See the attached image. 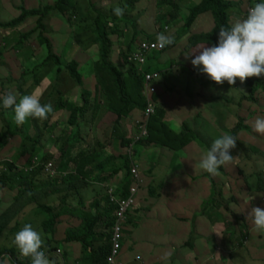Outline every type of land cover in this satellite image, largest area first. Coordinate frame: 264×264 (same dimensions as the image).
<instances>
[{
  "label": "trees",
  "instance_id": "1",
  "mask_svg": "<svg viewBox=\"0 0 264 264\" xmlns=\"http://www.w3.org/2000/svg\"><path fill=\"white\" fill-rule=\"evenodd\" d=\"M147 1L149 3L148 8L141 12L138 11V5L143 3L141 0H118L116 4L111 0H56V3L52 7L31 11L20 9L19 11H21V14L17 18L5 23L0 22V30H6L8 33L12 31V29L24 26L28 20L34 19V23H31L29 27L24 28L23 31L19 33V40L11 46L10 52H8L9 49H6L7 51L4 52V50L0 48V74L2 76L3 74L7 75L6 80H8L17 73L14 80L15 82L21 83H26V79H28L29 76L35 78L27 90L23 89L21 85L13 88H9L5 85L0 86V89L3 88L2 92H0V96L6 94L10 90L17 91L19 97L25 94H33V91L37 90L44 78L49 76L51 72L58 82L61 81L62 85L67 87V83H70V88H76L80 93V97H78L79 103L78 101H73L69 97L63 100L60 99L63 96V92L62 94H57L59 93V91H57L55 94L53 92L55 85L51 88L52 91L49 95H46V91H44V94H39L38 98L41 102L48 99L53 105L54 110L49 114L48 118L43 121L44 126L42 129L45 133L53 134L55 130L59 128V131L55 132L54 140L53 135L48 136L52 137L50 138L52 141L46 140L47 135L45 140L42 139L44 135L41 133L35 138L29 135L25 138L20 137L18 132H13V134L9 136V126L6 127V130L1 128L0 191L2 194H8L6 200L9 201L8 204L10 205L0 214L1 237L4 231L8 230L9 226L15 221L16 215L13 214L16 213L17 209L13 206V200L15 203H18L22 198L29 196L31 199L27 206L33 205L48 215V218L43 222V232L48 238V242H43L44 246L42 248L46 255L60 249L56 246L59 245V243L69 242L75 243L78 249L72 250L71 253L64 251L63 257L67 264L72 263V255L75 256L76 262L79 261L81 249L85 250L89 255L87 258L88 262L86 263L108 264L107 259L111 253L113 227L119 206L110 202L108 186L94 189V191L91 192L92 195L90 198L89 196H85L83 190L90 187L91 185L89 183L92 182L91 180L90 182L87 181L85 178L89 176V178L92 179V176L101 173V177L98 179L100 182L107 183L110 180L117 182V190H115L114 195L118 199L129 197L130 189L133 187L136 180L132 175L134 157L131 158L126 155V149L132 142L133 135L132 131H130L129 135L124 137L121 134L120 125L121 121L124 119H129L130 124L137 121L136 119L144 122L146 120L148 101H146L143 94H140L138 91L136 94L137 98L133 96V94L135 95L133 90H135L136 87L143 88V77L138 72L137 66L130 64L126 57L137 45L136 42L139 39V32L137 30L138 21L132 20L131 17L128 19L122 16L117 17L116 15L111 16L109 14H103L102 11H104L106 7L119 5L125 12L130 11L134 14L136 12H141V14H146V12L154 7H158V10L167 7L170 8L171 11L167 13L164 18L168 19L170 22H177L180 20L181 14L184 12H182L184 9L182 3H185L183 1H181L180 5L175 0H159L158 2L156 0ZM199 1L200 4H193L194 6L191 7V9L189 8V15L185 21L184 27L178 32H170L169 36L171 37L177 33L176 37H173L175 42L172 45L166 46L160 53L150 56V61L156 60L158 63L156 62L157 65L153 67L148 65L147 69L149 71L157 72L158 70L152 71V69H160L162 74L161 78H163L164 75L171 72V68L174 67L175 64H178L179 67L183 66L186 63L185 59H178L179 57L183 58L187 55H182L181 42L189 35L188 41L190 42V49L186 51L187 53L191 52V54H193L192 51L195 48L204 44L210 47L218 44L220 28L229 27L232 24L231 13L234 3L228 0ZM248 1L251 5V0ZM243 8H247L246 3H244ZM51 11L56 12L58 17L55 15V19L52 18L50 16ZM245 11L246 13L244 16L247 14L248 10L245 9ZM110 12L112 13L114 10H110ZM206 13H211L215 20L213 29L205 32V34L199 33L197 35V33H194L191 35V29L198 18ZM154 14L155 11L152 12V15ZM89 17L94 22L92 34L95 35V37L93 38L94 41L92 45L99 46V59L96 67L97 69L101 68L104 73L99 71L93 73V66H89L85 69L84 67L87 64L83 65V63H80V60H82L81 56H74V58L67 56L68 58H66L63 56V53L57 49V45L54 42V40H58V45L63 44L64 47L65 43V46H71L75 38L71 36L76 30L74 24L80 20L89 19ZM130 21L131 24L129 23ZM63 23L66 24L65 29L69 34L67 38L62 41L59 37L55 39L52 38V36H50L51 33L54 32L53 34H56L61 28L59 27L60 24ZM52 24L54 27H49ZM124 24L127 25V27H131V29L133 28L130 31V41L127 42V46L121 43V48H123V50L120 55L119 52H116V54L124 59L125 65H130V69L127 71L130 77L129 81L125 79L121 70L112 61V56L115 54L112 38L125 39L127 37L125 31L122 29ZM126 32H128V29H126ZM143 33L144 32L141 34ZM167 34L168 33L165 35ZM32 40H37V43H39L41 47L39 53L36 49L29 46ZM117 49L119 50V48ZM32 52L34 53L31 56ZM5 55L6 57L4 58ZM25 56H27L26 58L39 57L38 59H40L42 57L43 59L41 61L39 60L38 64H33L30 69L26 70L24 69L25 63L22 59ZM87 58H89V56H87ZM191 58L194 59L195 55L191 56ZM5 63H8L6 72ZM173 70L175 71L176 69ZM85 72L95 75V84H93V86L90 81L85 80ZM193 72L199 76L203 75V73H200L194 66ZM163 82L162 80V85L158 87L159 90L157 94L152 96V100L156 103L157 112L155 116L150 119L149 138H144L137 144L151 149L153 153L156 152V156L160 153L158 147L169 149L173 153H179L186 151L195 140H202L200 135L191 127V123L200 125L204 117L203 112H199L192 120H185L183 122L182 133L174 132L169 128L167 123H165L167 112L165 110V105L162 104L161 101L163 99L165 100L167 95L161 92V90L164 91ZM263 84L264 82L259 81L256 86L260 91L259 93H261L264 98V89L260 88V86H264ZM68 88L69 87H67V89ZM61 89L63 91L65 90L63 87ZM67 89L64 91V95L68 91ZM251 95L252 97H250V99L254 102V107L257 108L258 105L261 107V104H263L262 99L256 92L252 91ZM103 97L107 99L106 112L110 114L112 118L110 121H106V124L111 123L108 125L113 128L111 136L115 137L116 141L120 142L119 147L123 152L120 155L115 154L114 151H109V146H106V142L101 144L100 141H97L98 145H100V151L97 152L96 147L92 144L93 139H85L82 134V129H80L81 126L85 124L89 125L90 128L96 124L100 109L102 108L101 101ZM246 100H249V98L247 97ZM0 105L2 106V101H0ZM239 105L243 106V102H240ZM3 109L5 108L2 106L1 110ZM5 110H9V108ZM61 111L66 112V114L68 113V115H66L65 118H60L61 116L63 117L62 114L60 115ZM48 120H50V122H48ZM245 122L246 120L244 118L242 120L240 119L237 126L232 129L231 134L237 139L236 147H239L241 144L239 141V133H248L250 130H253V128ZM114 124L115 126H113ZM12 138L17 140L18 143L11 147V143L9 142ZM255 143H257V141ZM205 145L208 146L206 143ZM258 146L262 147L261 145ZM253 147L254 151L260 152V149H257L255 146ZM233 150H236V148ZM233 150H231V155H233ZM104 154L109 155H105L104 161L99 162L98 158ZM142 156L138 155L135 161L140 164L142 171L145 173L149 172V174L150 172L153 173L154 168H148V160L143 159ZM233 157L237 156L233 155ZM117 158L122 159L124 163L120 168L110 167V171H108L109 174H107L108 172H105V169L108 168V164L113 163ZM161 159L162 158L159 159V162L162 161ZM49 163H54L55 173L48 175L45 168ZM88 164L91 166L94 165L97 170L92 172L90 170L88 171L86 169ZM190 164L193 165L194 160H192ZM20 166L23 168H20ZM25 168L27 171L24 170ZM219 171L223 173V176L228 180V183L224 184L223 187H226L228 184L231 186L244 184L242 182L243 178H245L247 182H249L250 179L246 176L244 169L236 159L230 164L221 166ZM123 172L125 173L124 176L121 175V179H119V174ZM55 174H57V178H53ZM141 175H143L144 183L142 191L138 196V204L141 202L140 204L145 206L144 211H146L147 207H150L149 203L152 202V199L149 197H153L156 201L164 198V193L162 192L163 188H161L164 186L162 185L160 189L153 184H149L150 182L146 180L143 172ZM210 177V174H205L199 175L195 179H208ZM153 178L154 177H152V180ZM258 178L260 181L258 188H255L251 193L249 192L250 189H247L246 193L248 196H252L253 194L259 195L260 199H262L264 198V177L259 176ZM146 184H148L147 190H144ZM212 185L214 191H216L218 185H214V183H212ZM39 187L42 188L37 191ZM144 192L148 193L144 194ZM52 196L57 198V203H49L47 201V199ZM75 198L78 200L77 203H73ZM99 200H103L105 203L103 204V202ZM215 202L216 200L210 199L203 207V212H211ZM24 208L25 206L21 210ZM137 212L138 210L129 216V223L131 219L134 218L133 215H136ZM139 225H141V221L138 222L137 226ZM128 226L125 229L126 237ZM135 228L138 229V227ZM9 230L12 231L14 235L20 230V226L16 224V226ZM134 233H136L135 230L132 232V239L135 238ZM193 239H195V236ZM192 246L193 243H189V247L192 248ZM5 255L10 257L9 264H31L30 258L23 257V261L18 258L20 255L18 248H4L3 251L0 252V258ZM123 255L122 252L121 256L118 258V262H124Z\"/></svg>",
  "mask_w": 264,
  "mask_h": 264
},
{
  "label": "rangeland",
  "instance_id": "2",
  "mask_svg": "<svg viewBox=\"0 0 264 264\" xmlns=\"http://www.w3.org/2000/svg\"><path fill=\"white\" fill-rule=\"evenodd\" d=\"M104 1V0H103ZM143 3L138 5V11H144L148 8V1L147 0H141ZM157 2L159 0H156ZM176 2H178V4H181V1L179 0H175ZM189 0V1H185V3H182L183 5V14H181V18L180 20H178L177 22H170L168 19H165L164 16H166L167 13H169L171 11L170 8H160L161 10H158V7H154L153 9H151L150 11L146 12V14H141V12H136L135 14L127 11H124V14L122 17L128 18L130 19V17L132 18V20H137L138 21V32H139V38L140 39H148L150 38V36H153V34L151 33H143L141 34L143 31L142 30H149V31H153L155 33H165L164 31L167 32L166 29L162 30L163 27H166L167 25L169 27L172 28V31H180V29H182L185 25V21L187 20V17L189 15V8L191 9V7H193L196 4H200V1L198 0ZM228 1H232L234 3L233 9H232V13H231V21L232 23H234L236 20L238 19H243L245 16L244 14L246 13L245 9L248 10L249 7L253 6L255 3L258 2H264V0H251V5L249 3L248 0H228ZM202 2V1H201ZM56 3V0H0V22H9L11 20H13L14 18H17L20 14L21 11H19L20 9L25 10V11H31V10H43L45 8L48 7H52L54 6V4ZM244 3L247 4V8H243L244 7ZM194 4V5H193ZM99 7L101 8V6L99 5ZM116 7H119V5H114L112 7H106V9H104V11H102L103 14H109L111 16H115L114 12H110V10H114ZM9 9L11 11H9ZM12 11L14 12V15L12 14ZM155 11V15H156V21H157V25L153 24L151 21L152 18V12ZM12 14V15H10ZM178 14V13H177ZM207 14V13H206ZM211 13L207 14L206 16H204L203 18H200L198 21H196V23L194 24V27H192L191 29V34L192 33H197V35L199 33L205 34V32H208L209 29L213 28V25L215 23L214 18L210 15ZM55 15H57L56 12L51 11L50 12V16L52 18L55 19ZM204 15V14H203ZM212 15V14H211ZM58 17V15H57ZM208 19L210 20L209 22L211 23L209 25V27H205L203 24V21L206 20L208 21ZM34 19L32 18L31 20H28L25 24L24 27H29L31 25V23H34L33 21ZM33 21V22H30ZM155 21V22H156ZM131 24V21L129 22ZM94 22L92 21V19H83L80 20L78 22H76L74 24L75 27V33H73L71 36L75 37L74 40L71 43V46H65L64 43V47L63 44L62 45H58L57 41L58 40H54V42L57 45V49L63 53V56H65L66 58L70 57V58H74V56H81L80 63L83 65L87 64L84 68H88L89 66H93L92 70L93 73H96L97 71L102 72L101 68L96 67L98 59H99V46L98 45H92V42L94 41V37L95 35H93V26ZM161 26L162 29H159L160 27L157 26ZM49 27H54V25H50ZM61 27L59 29V31L56 34H53L54 32L51 33L50 36H52V38H60L61 41L65 38H67V36L69 35L66 32V24H60ZM122 29L125 31V35H127V37L125 39H119V38H112L113 41V50L115 52V54L112 56V61L113 63L121 70V72L123 73V75L125 76V79L127 81L130 80V77L127 74V71L130 69V65H125L122 61L123 58L119 57L118 54H116V52L120 53L122 52L123 48H121L122 44L124 46L128 45V41L129 38L131 37L130 31L133 29H131V27H127V25L124 24V26H122ZM126 29H128V32H126ZM157 31V32H156ZM148 32V31H146ZM10 34H12V32H8L6 30H0V48L2 50L7 51L6 49H9L8 52H10V48H11V44L9 43V38L8 36H10ZM170 32H168L167 36H169ZM177 33L174 34L173 37H176ZM15 38V41L18 42L19 37L18 34H14L13 35ZM91 38V39H90ZM33 39V38H32ZM5 40V41H4ZM7 40V41H6ZM81 40V41H80ZM122 43V44H121ZM31 48L36 49L37 52H40V45L39 43H37V40H32L30 45ZM209 47V46H208ZM45 48V47H43ZM119 48V50L117 49ZM125 48V47H124ZM183 50V48H182ZM34 52H32L31 56L33 55ZM83 54V55H82ZM7 55V54H6ZM6 55L4 56V58L6 57ZM182 55L183 56H188L189 54L187 52H183L182 51ZM68 56V57H67ZM87 56H89V58H87ZM27 56H25L23 58L24 61V69H30L33 64H38V61L42 60L43 58L41 57L40 59H38L39 57H34L33 59L30 58H26ZM85 58V59H84ZM176 65V64H175ZM174 65V67H175ZM5 66V72L6 69L8 68V63L4 64ZM99 67V64H98ZM154 70H158L161 71L160 69H152V71ZM164 70V69H162ZM190 70H193V68H191ZM187 75L184 78L180 79V84L183 86V88H187V89H197L198 85L201 84L202 79L199 78H195V76L190 72H185ZM6 76H3L0 74V86L5 85L8 86L9 88H13L16 87L18 85H21L23 89L27 90L30 85L32 84V82L34 81L35 78H31L30 76L28 77L27 82L26 83H21V82H15L14 78L15 76H17V73L14 74V76H11L8 80H6ZM85 76V80L90 81V83L93 86L94 80L91 76V74L88 72L84 73ZM166 75L163 76V79L165 78ZM55 76H51L50 79H52ZM166 80L169 81L170 85H174V82L178 84V76L175 74V71L173 70L171 77H166ZM60 81V80H59ZM251 81V93L256 92V94H261L259 93L260 91L258 90V87L256 86L258 84L259 81L264 82V76L261 77H252L246 80V82L244 84H241L239 82V80H237V83L235 86H231L228 83V87H231L232 90H234V88H236V92L234 91H229L230 94H228L229 97H232L234 100L237 99V101H240V97L242 98V96H240L239 94L242 93V95H246V91H245V86L247 83H249ZM225 84V85H227ZM55 85V86H54ZM181 85H179V88L182 87ZM264 85V84H263ZM54 86L53 92L56 94L57 91H59V93L57 94H62L63 92V96L60 99H66L67 97H69L70 99H72L73 101L79 103V98L80 97V93L79 91L76 90V88H70V83H67V87H69L67 89V87L65 85H62L61 81L58 82V80L53 79V81L51 82V85H49L47 87V89H45L46 91V95H49L52 91V87ZM187 86V87H186ZM60 87V88H59ZM64 88L65 90L67 89L68 91L65 93L64 95V91L61 88ZM214 87H218L219 85H215ZM261 89H264V86H260ZM50 89V90H49ZM242 89V90H240ZM3 88L0 89V92H2ZM76 90V91H75ZM143 88H138L136 87L135 90H133V92H135V95L133 94V96L135 98H137V91L140 92V94L142 93ZM11 91V90H10ZM223 91V90H220ZM14 93H16L17 95V91L15 92L14 90L12 91ZM33 93L38 94V90L37 91H33ZM45 93V92H44ZM43 93V94H44ZM167 93L170 94L171 93V89L167 90ZM175 95L180 96L179 93L175 92ZM18 96V95H17ZM235 96V97H234ZM252 96V95H251ZM58 97V96H56ZM247 95L244 97L245 99V104H243V106H240L237 103H230L231 105V111L233 114H235V116L237 115V119L236 117H229L228 114H226V117L230 118V121L228 122V124H226V126L222 125L223 130H227L226 133L227 134H231V130L232 128L235 126L236 122L237 124L240 122V119L242 120L243 118L246 120V124L251 125V127L253 128V123L255 121L254 116L256 117H260L262 118L263 113H264V109L262 107H264V100H263V105L262 107H260L258 105V107H254V102L249 98V100L247 99ZM19 96L17 97V101L19 100ZM190 98V97H188ZM184 99V98H183ZM183 99H180V103L178 105L179 110L181 111V115L183 118L186 119H190L191 117H194L197 115V113H199L200 111L204 110L207 111V114H204L205 117L203 119H210L213 120L214 118L216 119L217 114L214 116L211 111L215 108V107H210L209 111H208V107L206 108H202V106H199V104L197 106L193 105L191 102L189 105H187L186 102L183 103V107H181V102ZM48 101V102H47ZM94 102V101H91ZM42 104H47L49 103L48 99H45L43 102H41ZM51 103V102H50ZM101 109L99 112V116H98V120H97V124L95 126H97L96 131H95V137H94V143L93 145L96 147L97 152L100 151V145H98L97 141H103L106 142V146L108 145V150L110 151V149L112 148L115 154H122L123 152L121 151L120 147H119V141H116L115 137L111 136L113 128L109 127V124H106V121H110L112 118L109 115H106V108H107V99L105 97L102 98L101 101ZM251 107L252 111H251ZM2 106L0 105V132H1V128H4V130H6V127L9 126V130H8V135L11 136V134H13V132H18L20 134V137L25 138L27 135H29L32 138L37 137L38 135L43 134L44 135V139L46 138L47 135V141H52L50 138L52 137H48L49 135H53V140L55 138V132L59 131V128L55 130V132L53 134H48L42 131L43 129V124H44V120H38L35 118H29L23 125L17 126L14 123V111L13 109L9 108V110H1ZM238 112V113H237ZM59 114V113H57ZM63 115V117L61 116L60 118H65L66 115H68V113L66 114V112H60V115ZM172 116L177 117L174 113L171 112ZM254 115V116H253ZM154 117V116H153ZM182 118V120H183ZM65 120V119H64ZM137 121H141L139 119H136ZM154 120V119H153ZM181 119H179V121H182ZM168 123L167 125L169 126V128L171 130H173L176 133H180L181 131H183L182 129V123L181 122H177L175 119H172L169 114H166V120ZM218 121V120H217ZM216 121V122H217ZM47 122V121H46ZM48 122H50V120H48ZM166 123V122H165ZM213 124H215V122H212ZM125 124H130V120L129 119H125L122 121V125L125 126ZM150 125V123H149ZM193 126V124H191ZM38 128H37V127ZM89 125L85 124L82 125L80 129L83 130V136H86V127H88ZM115 126V124L113 125ZM90 127V126H89ZM84 128V129H83ZM251 128V129H252ZM61 129V128H60ZM122 129V128H121ZM132 129V126L129 127L128 130H126V132L130 131ZM204 129L206 130V133L208 136H210L208 139L211 142H213V139H216L220 136H222V134L219 132V130L217 129L216 125L215 128L212 127V125H210L209 122L206 123ZM86 130V131H85ZM123 130V129H122ZM194 131L196 130V128L194 127L193 129ZM253 132H255L254 130H250L248 133L253 134ZM120 133V131H119ZM182 133V132H181ZM248 133H239V141L241 142V144L243 145V149H239L237 148L236 150H233V155L239 157H237V162L239 164H241V167L244 169L245 174L249 179V182L246 181L245 178H243L242 182L244 184H236L237 186L234 185H226V187H223L224 184L228 183V180L223 176L224 174L221 173L218 169V174L216 175H211L210 178H208V180L204 183H199L197 186L196 185H191L189 186V184H187L188 182L185 181L184 185L186 186V188L183 186V184L179 181V176H175L174 177V181H173V185L172 186H180L179 189H181L182 192H179L177 194V198L181 199V200H172V201H168V199L170 198L171 192H168L166 190V188L164 189V206L167 210V215L170 216L171 214L175 215V210H174V205H177V203L179 201H181V206H183L186 210L187 213L189 214V218L187 219L188 222L191 223V228L189 229V225L185 224V221H181V219H177L176 216H174V220H170L169 218H167V216H165L164 212V208L163 206H159V207H147L146 211H144V205L143 204H138L137 206H135L133 208V213L138 210V212L136 213V215H133L134 218L131 219V222L129 223L128 226V233H127V237L123 240L122 245L123 247V258L126 261V264H264V233L261 232H257L254 231L253 229V223H252V219L250 217H248V213L250 212L252 207H256L257 205V200H260V196L259 195H255L253 194L252 196L255 197L253 199L252 196H248L246 191L247 189H250V193L251 191H254L255 188H258V185L256 183L255 177H264V153L260 152L259 155L258 154H252L251 152L248 153V151H250V149L248 148L250 145L249 143H251L252 146H255L256 148L263 150L262 147H259V141L260 138L258 139L259 141H257V143H255L256 141L254 140V137L252 136H248ZM124 137L126 136V133L123 132L121 133ZM128 135V133H127ZM232 135V134H231ZM261 136H264L262 134H259ZM212 137V138H211ZM256 138L257 135H255ZM101 138V140H100ZM117 138V137H116ZM113 139V141H112ZM245 141V143L243 142ZM11 143V147L13 145H17V140H15L14 138H12L10 140ZM195 146L193 147V154L194 157L196 159V163H198L200 156L202 155V153L204 151H201V147L204 149L205 145L203 144L202 141L200 140H195ZM258 144V145H257ZM210 145V144H209ZM237 145V143H236ZM211 146V145H210ZM136 151L139 152V155H145L147 153H152L153 156H155V159L150 158L151 159V163L150 166H148V168L151 167L154 168L153 173L149 172L145 173L144 171H142L140 164L137 163V161H135V158L137 157V155L133 156V164L137 165L140 169V172L142 174L145 175L146 180L149 181V184H153L156 187L160 188L163 185V178L165 175H163V173L166 172V165H164L161 162H159V159H157L156 157V152L153 153L151 149L146 148V147H142L137 145L136 146ZM157 149V147H156ZM159 151L162 152L164 148H160L158 147ZM56 151V150H54ZM110 153V152H109ZM180 153V152H179ZM187 153L188 156H187ZM191 148L189 151L187 152H182L180 153L181 155H183L184 161H187L189 158H192L193 156H191ZM128 153L126 152V155ZM251 156V158H247V156ZM102 156H100L98 158L99 162L104 161L101 158ZM180 157V156H179ZM194 159V160H195ZM101 160V161H100ZM150 161V160H149ZM123 160L122 159H115L113 161V163L108 164V168L105 169V172L110 171V167H116V168H120L123 164ZM180 160H176L174 161V163L171 165L172 169H167V173L168 172H172V170H176V168H179L178 166L180 165L181 167V163ZM195 164L191 165L189 164V168L191 170H193L195 173H197L198 175H205L208 174L207 172L197 168L195 170ZM170 166V167H171ZM168 167V166H167ZM20 168H23L22 166H20ZM91 170L92 171H96L97 169L95 168V166H91L90 164L87 165V170ZM155 172L158 173L160 175L158 181L155 183L154 179L152 180V177H155ZM101 173H98V175H96L98 177V179H100ZM104 174V173H103ZM109 174V172L107 173ZM105 174V175H107ZM124 172L119 174V179H121V175L124 176ZM57 174L53 175V178H57L56 177ZM143 176V175H141ZM221 178V179H220ZM87 181L90 182L89 176H86L85 178ZM98 179L96 178L95 181L91 180L92 182H90L89 184L91 185L90 187L86 188L83 190L85 196H90L92 195V191H94V189H97L101 186H104L102 184V181H98ZM264 179V178H263ZM222 181V182H221ZM99 182V183H97ZM219 182V183H218ZM107 183H112V185L116 184V181H109ZM212 183H214V185H218V189H216V191H214V187L212 185ZM220 185V187H219ZM147 186L148 184L145 185L146 188H144V190H147ZM188 186V187H187ZM42 187L37 188V191L40 190ZM163 188V187H161ZM160 188V189H161ZM142 191V190H141ZM16 193V192H15ZM148 192H144V194H147ZM221 193V194H220ZM254 193V192H253ZM8 198V194H2V192L0 191V214L3 213L6 209L7 206H10L8 203L9 201H7L6 199ZM56 198V197H55ZM54 196L50 197L47 199V201L49 203H57L58 200L57 198L55 199ZM150 199H152V201L155 199L153 197H149ZM31 198L29 196L24 197L20 200V202L15 203V201L13 200V206L17 209L16 213H14L13 215H16L15 217V221L11 224V226H9L8 230L4 231L2 237L0 236V252L3 251L4 248L6 247H10V248H15L17 249V247L15 246V244L13 243V238L14 235L12 233V231H10L9 229L13 228L14 226L19 225L20 229L25 225V224H31V226L33 227L34 230H38V232L41 234L43 242H48V238L47 236H45L44 232H43V222L48 218V215L43 213L42 211H40L37 207H34L33 205L31 206H27L28 202ZM210 199H214L216 200L215 204H213V209L211 212L207 211V212H203V207L205 206V204L210 200ZM256 200V201H255ZM102 201L103 204L105 203L103 200H99ZM78 200L75 198V201L73 203H77ZM264 203V201H263ZM146 205V202H145ZM25 206V208L23 210H21L23 207ZM180 206V207H181ZM213 210H216L215 212H213ZM151 212V214H149ZM139 214V215H138ZM214 215V217H213ZM139 216V217H138ZM146 218V220L148 222H150L153 225V228H151V233L150 232H145L142 231L141 228L147 229V222L144 221L143 222V218ZM209 219V221L211 220L213 222V220L217 219L219 221V223H211L208 222V220H206L207 222H205L203 219ZM141 221V225H138V222ZM247 226H246V225ZM176 225H178L179 227H176ZM138 227L139 228V232L137 233V237L136 239H132L131 235L132 232L135 230L133 228ZM196 227L197 229L201 230V234L205 240V244L206 246H209V248L211 247L212 249L216 248V255H211L209 257L210 261L209 262H205L204 260H201L199 257V249L197 247H195V245L200 244L201 248L204 247L203 244L201 242H199L196 238ZM174 228V229H173ZM219 228V231H226V236L231 239L230 241L232 242L231 246H228V242L226 240H224V238L219 237V234H216L212 239V244L209 243L210 241V232L214 231L215 229ZM0 230H1V224H0ZM174 230L176 231H180L181 234L179 235L178 233H176ZM195 235V239H193V236ZM262 236L263 239L259 240L258 236ZM193 239V240H192ZM193 243L192 248L189 247V243ZM204 242V241H203ZM233 243L236 245L235 247L232 246ZM58 248H60V250L62 251V253L64 254V251H66L67 253H71V251L73 249H78L77 245L75 243H59V245H56ZM133 248V249H132ZM234 249V254L232 255V251ZM81 256L79 261H77L78 264H88L86 262L87 258H88V254L85 250L81 249ZM232 255V256H231ZM49 260L51 262H53V264H63L62 258L61 256H57L54 255L53 253L46 255ZM52 257V259H51ZM232 257V258H231ZM20 260H22L23 256L21 257V254L18 257ZM75 259V256L72 255V260ZM196 260V262H195ZM23 261V260H22ZM10 263V261H9ZM73 264V262H72Z\"/></svg>",
  "mask_w": 264,
  "mask_h": 264
},
{
  "label": "clouds",
  "instance_id": "3",
  "mask_svg": "<svg viewBox=\"0 0 264 264\" xmlns=\"http://www.w3.org/2000/svg\"><path fill=\"white\" fill-rule=\"evenodd\" d=\"M114 14L117 17H121L124 14V10L120 7H116L114 9ZM166 27H163V29H168L169 26ZM165 33H157L158 35L156 36V40L141 41H156V46L164 48L175 42L173 37L167 36ZM141 41L137 43L134 50ZM156 53L160 52H155L151 55ZM193 54H195V58L191 60L192 65L200 73L206 75L209 80L213 81L217 85H222L227 82L229 85L235 86L237 80H239L241 84H244L249 78L264 76V2H258L251 6L243 19L236 20L229 27H221L219 30L218 44L211 47L201 45L199 46L198 51ZM193 54L186 57H191ZM122 61L124 63V59H122ZM157 72L161 74L160 71ZM0 101H2V106L5 109H13V119L17 126L23 125L29 118L45 120L54 110L53 105L50 102L42 104L40 99L35 94H25L20 96L17 101V95L14 92L9 91L0 96ZM146 101H148L147 98ZM137 122L138 121H136V123ZM253 130L264 135V118L258 117L254 121ZM134 137L136 136L133 134V138ZM148 138L149 136L146 139ZM236 142V137L231 134H224L214 139L210 148L206 149L202 153L198 163L195 164V170L199 168L210 175L218 174V169L221 166L230 164L237 159V157H233V155H231V150L236 148ZM135 155H137L136 149ZM24 170L27 171L26 168ZM49 174L50 173H48V175ZM141 179L143 181L142 176ZM136 183L137 182H134V185H136ZM143 183L144 181L140 185L139 193L142 190ZM105 186H108V192L113 190V194L115 193V190H117L116 184L112 185V183H106ZM139 193L137 195L135 206L138 205ZM254 198L255 197H253V199ZM132 211L133 209L129 213V216L133 213ZM129 216L126 227L129 225ZM248 217L252 219L254 231L264 233V209L260 207H252L248 213ZM125 238L126 235L124 239ZM13 243L18 248L21 256L30 258L31 264H53V262L49 260L45 252L42 250L44 243L41 234L34 230L31 224H25L18 232L15 233ZM63 255L64 254L62 253L60 256L63 257ZM9 261L10 257L7 255L0 258V264H9Z\"/></svg>",
  "mask_w": 264,
  "mask_h": 264
},
{
  "label": "crops",
  "instance_id": "4",
  "mask_svg": "<svg viewBox=\"0 0 264 264\" xmlns=\"http://www.w3.org/2000/svg\"><path fill=\"white\" fill-rule=\"evenodd\" d=\"M100 1V0H99ZM112 2H114L115 4H116V2H118V0H111ZM179 1H183V2H185V1H189V0H179ZM194 1V0H193ZM192 1V2H193ZM250 8V7H249ZM248 8V9H249ZM9 11H11L10 9H9ZM12 14L14 15V12L12 11ZM12 14H10V15H12ZM207 14H209V13H207ZM207 14H204V15H201L199 18H198V20L200 19V18H203L204 16H206ZM208 16H212L211 14L210 15H208ZM157 19H156V15L154 14V15H152V18H151V21H152V23L153 24H155V25H157V21H156ZM197 20V21H198ZM156 21V22H155ZM210 20L208 19V21H206V20H204L203 21V24H202V26L201 27H203V25L205 26V27H209V25L211 24L210 22H209ZM30 22H32V21H30ZM215 26V23H214V25H213V27ZM157 27H160V26H157ZM194 27V26H193ZM24 28H27L26 26L24 27V26H20L19 28H16V29H12V31H10V32H12V34H10V36H8V37H10L9 38V43L11 44L10 46H13L14 45V43H16V41H15V38H14V34H18V37H19V33L21 32V31H23V29ZM167 28V27H166ZM165 28V29H166ZM159 29H162V27H160ZM213 29V28H212ZM212 29H209L208 31H210V30H212ZM167 30V32L166 33H168V32H171L172 31V28L171 27H168V29H166ZM145 34H149V33H151V34H153V36H150V38H148V39H138L137 40V42H136V44L139 42V41H141V40H156V36L159 34H157V33H155L154 31H153V29H152V31H149V30H142ZM146 31H148V32H146ZM157 32V31H156ZM165 33V34H166ZM192 34H194V33H192ZM191 34V35H192ZM189 37H190V35L189 36H187L186 38H184V40H182V44H181V50H182V48H183V50L182 51H187L188 49H190V42L188 41L189 40ZM5 41V40H4ZM7 41V40H6ZM130 41V40H129ZM204 45H207V44H204ZM207 46H209V45H207ZM210 47V46H209ZM198 49H199V47H197V48H195L192 52L194 53V52H196V51H198ZM180 51V50H179ZM189 55H191V52H189L188 53ZM196 54H198V53H196ZM193 55H195V54H193ZM192 55V56H193ZM23 59V58H22ZM31 59H33V58H31ZM163 59H164V57H163ZM181 59H185V61H186V63L183 65V66H181V67H179L178 66V64H176L175 65V67H172L171 68V72H168V74H166V76H165V78L163 79V78H161L159 81H158V87H160V85H162V83H161V81L163 80L164 82H163V85H164V91H162L161 90V92L163 93V94H165V95H167V98L164 100H162L161 101V103L162 104H164L165 105V110H166V112H167V115L169 114V116L172 118V119H175L177 122H181L182 123V126H183V122L185 121V120H187L186 118H183L182 116H179L178 117V115H181V111L179 110V108H178V105H179V103H180V99H183L182 100V102H181V107H183V103L184 102H186L187 103V105H189L190 104V102L193 104V105H195V106H197L198 104H199V106H202V108H206L207 109V107H208V111H209V109H210V107H215L212 111H211V113L215 116L216 114H217V117H216V119L214 118L213 120H211L212 118H210V119H202V123L200 124V125H195L196 123H193V126L191 125V127L194 129V127L196 128V132L200 135V137H201V139L202 140H200V141H202L203 142V144L205 145V143L206 144H208V146H206L205 145V148L203 149L202 147H201V151H205L206 149H208V148H210V145L212 144V142L209 140V142H208V139L207 138H209L210 136H208L207 135V133H206V130L204 129V127H205V125H206V123H207V121L210 123V125H212V127H214L215 128V125H216V127H217V129L219 130V132L222 134V135H224V134H227L226 133V131L227 130H223V128H222V125L223 126H226V124H228V122L230 121V118L229 117H236V119H237V115L235 116V114H233L232 113V111H231V105H230V103H237L238 102V104H240V102H243V104H245V99H244V97L247 95L249 98L250 97H252L251 96V81L249 82V83H247L246 84V86H245V91H246V95H242V93H240L239 95L240 96H242V98L240 97V101L238 100L237 101V99H233L232 97H229L228 96V94H230L229 93V91H230V89H231V87H228L229 85L227 84V82H225L224 84H222V85H219V88L218 87H214L216 84L213 82V81H211V80H209L208 78H207V76L206 75H201V76H199V75H197L196 73H194L193 72V70H190L191 68H193V65H192V63H191V57H179V59L178 60H181ZM157 61L156 60H153V61H150V63H149V65L150 66H156L157 65V63H156ZM173 69H176L175 70V74L178 76V84L179 85H181L180 84V79L181 78H184V77H186V73L185 72H188V73H192L194 76H195V78H197V79H199V78H201L202 79V81H201V84H199L198 85V88L197 89H187V88H183V86L182 87H180L179 88V85H177L175 82H174V85L172 86V85H170L169 84V81H167L166 80V77H171V74H172V72H173ZM178 70H181V71H178ZM51 76H54V74L51 72V74L49 75V76H47V77H45L44 78V80H43V82L39 85V87L37 88V90H38V94H35V93H33V94H35L37 97L39 96V94L40 93H44V91H45V89H47V87L49 86V85H51V82L53 81V79H55V77H53L52 79H50V77ZM92 76V78H93V80H94V76L95 75H91ZM188 76V75H187ZM189 77V76H188ZM93 84H95V80H94V83ZM225 84H227V85H225ZM232 86V85H231ZM187 87V86H186ZM168 89H171V93L170 94H166V92H167V90ZM37 90H35V91H37ZM159 90V89H158ZM220 90H223V91H220ZM236 90V88H234V90H232L231 89V91H234V92H236L235 91ZM175 92H177V93H179V95L180 96H176L175 95ZM261 99H262V102H263V100H264V98H263V96H262V94H257ZM188 97H190V98H188ZM235 97V96H234ZM262 105L263 104H261V107H262ZM252 108L253 107H251V111H252ZM263 109H264V107H263ZM171 112L172 113H174L177 117H175V116H172L171 115ZM200 112H203L204 114H207V111H204V110H202V111H200ZM238 113V112H237ZM178 114V115H177ZM199 113H197V115H198ZM226 114H228L229 115V117H226ZM106 115H109V116H111L110 114H107L106 113ZM254 116V115H253ZM194 117H196V116H194ZM194 117H191L189 120H192ZM204 117H205V115H204ZM203 117V118H204ZM182 118H183V120H182ZM258 117H256V116H254V119L256 120ZM262 118H264V113H263V116H262ZM179 119H181L182 121H179ZM125 120V119H124ZM218 120V121H217ZM123 121V120H122ZM122 121H121V125H120V127L123 129H121V132L123 133V132H125L126 133V136H127V133H128V135H129V133H130V131H132V135L134 134V135H137L138 134V132H139V128H137V125H136V121L135 122H132V124H125V126H123L122 125ZM194 121V120H193ZM192 121V122H193ZM215 122V124H213L212 122ZM217 121V122H216ZM238 122V121H237ZM237 122H236V124H235V126L234 127H236L237 126ZM166 123H168L167 121H166ZM97 124V123H96ZM96 124H94L93 125V127L92 128H90L89 126L88 127H86V130H87V132H86V136H83L85 139H90V138H92L93 140H92V144L94 143V137H95V131H96V128H97V126H95ZM111 124V123H110ZM109 124V125H110ZM192 124V123H191ZM130 126H132V129L128 132H126V130H128L129 129V127ZM249 126H251V125H249ZM233 127V128H234ZM232 128V129H233ZM84 129V128H83ZM182 129H183V127H182ZM85 130V131H86ZM232 131V130H231ZM82 134H83V130H82ZM255 135H257V137L258 138H256L255 137ZM248 136H252V137H254V140L255 141H259L258 139L260 138V141H259V144L263 147V150H259L260 152H262V153H264V136H261V135H259V133H257V132H253V134H250V133H248ZM212 138V137H211ZM100 140H101V138H100ZM213 141H214V139H213ZM244 143H245V141H243ZM104 142L103 141H101V144H103ZM210 144V145H209ZM196 144H195V141L192 143V145L186 150V151H183V152H187V151H189L190 150V148H191V151H192V153H191V156H193L192 158H189L187 161H184V158H183V155H181L180 153H182V152H180V153H173L171 150H169V149H166V148H164L163 149V151L162 152H160L159 154H157V159H160V158H162L161 160H162V163L164 164V165H166L165 167V169H166V172L165 173H163V175H165L164 176V178H163V189H162V192L164 193V189L166 188V190L168 191V192H171V193H168V194H171V196H170V198L168 199V201H172V200H181V199H178L177 198V194L179 193V192H182L181 191V189H179L180 188V186L178 185V186H172L173 185V181H174V177L175 176H179V181L183 184V186L186 188V184L184 185V183H185V181L186 182H188L187 184H189V186H191V185H198L199 183H204V182H206L208 179H195V178H197L199 175L197 174V173H195L193 170H191L190 168H189V164H190V162L192 161V160H194L195 159V157H194V152H193V147L195 146ZM249 149H250V151H248V153L249 152H251L252 154H258L259 155V153L260 152H256V151H254V147L251 145V143H249ZM237 148H239V149H243V145L242 144H240V146L239 147H236V149ZM258 149V148H257ZM111 151H113V149L111 148L110 149ZM188 154L189 153H187V156H188ZM97 155H99V154H97ZM105 155H109V154H104V155H102V160L106 157ZM139 155V152L137 151V156ZM238 155H240V154H238ZM237 155V157H239ZM180 156V157H179ZM235 156V155H234ZM143 157V159H146V160H148V166H150V163H151V159L150 158H154L155 159V156H153L152 155V153H147V154H145V156H142ZM247 158H251V156H247ZM150 160V161H149ZM176 160H180V163H181V167H180V165L178 166L179 168H176V170H172V172H168L167 173V169H172V164L174 163V161H176ZM101 161V160H100ZM195 162H196V159L194 160V164H195ZM179 163V164H180ZM193 164V165H194ZM192 165V164H191ZM168 166V167H167ZM171 166V167H170ZM87 169V168H86ZM90 170V169H89ZM88 170V171H89ZM91 171V170H90ZM155 177L153 178L154 179V182L156 183L157 181H158V179H159V177H160V175L158 174V173H156L155 172V175H154ZM96 178L98 179V177L97 176H92V179L91 178H89L90 180H93V181H95L96 180ZM221 179V178H220ZM255 180H256V183H257V185H259V178L258 177H255ZM99 181V180H98ZM97 183H99V182H97ZM219 183V182H218ZM104 186H105V184L106 183H102ZM102 187V186H101ZM188 187V186H187ZM164 199V198H163ZM159 200V201H152V202H150L149 203V205L150 206H155V207H159V206H163V208H164V214H165V216H167V218H169L170 220H174V216H176V218H182L181 219V221H185L186 223L185 224H187V225H189V229L191 228V223L190 222H188L187 221V219L189 218V214L187 213V210L183 207V206H181V201H179L178 203H177V205H174V210H175V215L174 214H171L170 216H168L166 213H167V210H166V208H165V206H164V200ZM256 201V200H255ZM263 201H264V198H262V199H260V201L259 200H257V205H256V207H260V208H262V209H264V203H263ZM74 202V201H73ZM181 206V207H180ZM204 211V210H203ZM216 210H213V212H215ZM149 214H151V212L149 213ZM213 217H214V215H213ZM143 218V217H142ZM205 222H207L206 220H208V222H211L212 224L213 223H219V221L217 220V219H215V220H213V222L210 220L209 221V219H207V218H205V219H203ZM144 221H146L147 222V226H148V228L147 229H144V228H141V230L142 231H145V232H150L151 233V228H153V225L150 223V222H148L147 220H146V218H143V222ZM207 222V223H208ZM176 227H179L178 225H176ZM131 228H133V227H131ZM179 228H181V227H179ZM135 229V232L136 233H134V237H135V239H136V237H137V233L139 232V228L138 229H136V228H134ZM174 229V228H173ZM176 233H178L179 235L181 234V232L180 231H176V230H174ZM216 234H219V237H221L222 236V238H224V240H226L227 242H228V246H231V244H232V242L230 241L231 239H229L225 234H226V231H219V228H217V229H215L213 232L211 231L210 232V236H209V238H210V240H208V241H210L209 243H211L212 244V241H211V239L216 235ZM195 236V235H194ZM193 236V237H194ZM196 239L199 241V242H201L202 244H203V246L204 247H202L201 248V245L200 244H197V245H195V247H197L198 249H199V251H198V253H199V257H200V259L201 260H204L205 262H209L210 261V259H209V257L211 256V255H216L217 253H216V248L217 247H214L215 249H212L211 247L209 248V246H206V242H205V240H204V238H203V236H202V234H201V230H199V229H197V227H196ZM258 238H259V240H262L263 239V237L260 235V236H258ZM204 241V242H203ZM231 243V244H230ZM232 246H236L234 243H233V245ZM73 250H76V249H73ZM217 250H218V248H217ZM236 251V250H235ZM234 249H233V251H232V255L234 254ZM231 255V256H232ZM232 258V257H231ZM124 259V258H123ZM62 261H63V264H67L66 263V261L64 260V258H62ZM71 261L73 262V264H78L77 262H76V260L74 259V260H72L71 259ZM195 262H196V260H195ZM122 264H126V261L124 260V262H121ZM72 264V263H71Z\"/></svg>",
  "mask_w": 264,
  "mask_h": 264
},
{
  "label": "built area",
  "instance_id": "5",
  "mask_svg": "<svg viewBox=\"0 0 264 264\" xmlns=\"http://www.w3.org/2000/svg\"><path fill=\"white\" fill-rule=\"evenodd\" d=\"M156 41H141L137 48L127 55V61L137 66L138 72L143 77L144 81V89L143 95L148 99V108L146 109V120L138 121L137 128H139V134L135 135L132 143L129 145L127 149V155L131 158L135 155V147L136 144L142 141L144 138L149 136V127L148 123L150 119L156 114V105L152 100V96L157 93V82L159 81L161 74L159 72H151L147 69L149 64V58L152 53L161 52L164 48H160L156 46ZM54 164H47L45 171L47 173H54ZM132 175L136 180V185L131 188V192L129 197L124 199H118L114 194L113 190L109 191L110 194V202L119 206L116 212V221L113 227V238H112V246L111 253L108 256V264H122L118 262V258L122 254L123 245L122 242L125 237V227L128 221V216L137 201V195L140 190V185L143 182L141 179L140 169L137 165L133 164L132 166ZM54 255L60 256L62 251L57 249Z\"/></svg>",
  "mask_w": 264,
  "mask_h": 264
}]
</instances>
